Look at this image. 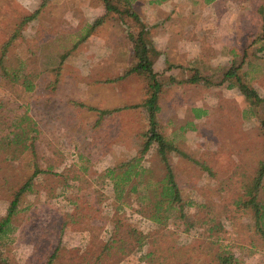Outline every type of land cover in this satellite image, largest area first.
I'll list each match as a JSON object with an SVG mask.
<instances>
[{
	"label": "rangeland",
	"instance_id": "374dc122",
	"mask_svg": "<svg viewBox=\"0 0 264 264\" xmlns=\"http://www.w3.org/2000/svg\"><path fill=\"white\" fill-rule=\"evenodd\" d=\"M110 1L108 12L104 0H0V221L33 176L0 232L2 257L8 264H49L54 252L50 264H221L220 254H232L229 264H264L254 210L238 203L264 158V101L218 84L243 63L240 75L264 98V67L247 63L264 57L251 43L264 39L262 11L246 2ZM143 25L159 50L158 130L178 148L171 161L183 196L161 222L140 211L131 183L106 174L137 157L134 168L144 167L147 179L164 173L156 143L142 153L149 80L126 73L138 61L134 39ZM232 46L244 53L232 55ZM196 69L206 81L193 80ZM20 121L32 131L15 141ZM144 184L138 190L146 194Z\"/></svg>",
	"mask_w": 264,
	"mask_h": 264
},
{
	"label": "trees",
	"instance_id": "16d2710c",
	"mask_svg": "<svg viewBox=\"0 0 264 264\" xmlns=\"http://www.w3.org/2000/svg\"><path fill=\"white\" fill-rule=\"evenodd\" d=\"M104 1L108 12L115 9V6L111 3L110 0ZM126 12L129 15L133 16L136 20H140L138 14H136L131 9L126 10ZM100 20H102V18H99V21ZM142 27L143 28L141 29L138 37L134 39V49L138 61L126 73L128 74L136 72L139 74H143L149 80V87L151 88L152 93L146 100L145 104L148 107L149 121L151 126L147 134V140L144 144L142 153H146L150 149L151 145L153 143H156L158 155L164 165V173L162 174V177L156 182H153L151 180V176H149V179H147V174L145 173L146 171L144 167L139 169L134 168L139 163V158L137 157L130 160L129 163H123V168H121L122 165L116 167L111 166L107 168L106 174L109 177L113 178L117 185H119L122 181L123 184L131 183L129 191L134 193L137 192L139 194L138 199L141 202L143 201V210L140 211L145 212V214L151 219L157 222H161L164 218H167L168 215L166 212L170 208L181 206V204L183 203V196L181 194V188L176 178V173L171 161V152L178 151V148L173 141L166 138L158 130L156 114L160 110V106L158 104V90L160 88V83L158 80V74L154 69V63L155 58L159 55V50L152 42L146 39V37L144 36L145 26L143 25ZM241 61L245 60L242 59ZM242 66L243 63L238 66L233 64L225 71L222 80L218 82V84L230 82L229 85L239 86L240 90L246 95L251 103L260 102L262 100L264 101V98L258 93L257 89L249 86L248 83L244 81V78L240 75L239 72ZM202 79L206 81L207 78L202 75L200 76V72L196 71L193 80L197 82ZM28 87H31V84H28ZM261 123V127L264 133V119H262ZM16 126L19 130L17 132H14L12 140L21 141L24 139V135H26L27 130L25 126H22L21 121ZM30 131H27L28 135H31ZM120 169H123L122 174L118 172ZM150 173H154L152 171V168L150 169ZM145 178L147 179V182L145 181ZM32 179L33 176L15 192L14 198L11 200L9 207L7 208L6 216L0 221V232H2L5 227L12 222V219L17 214L19 205L22 202L23 195L32 190ZM143 182L145 183L144 187L146 188V194L138 190V187H140ZM124 189L125 188H123V192ZM261 189H264V158L260 161L257 173L248 186L247 193H245L246 196L240 198V200L238 201L239 206L253 208V217L255 219L257 229L264 237V199H261V197L259 196ZM147 190H149L150 192H147ZM146 206L149 210L144 209V207ZM55 255L56 252L51 254L49 259V261L51 260L50 262L55 259ZM232 259V254H220L221 264H229L232 262ZM0 264H8L6 259L2 257L1 253Z\"/></svg>",
	"mask_w": 264,
	"mask_h": 264
},
{
	"label": "crops",
	"instance_id": "0c3cea01",
	"mask_svg": "<svg viewBox=\"0 0 264 264\" xmlns=\"http://www.w3.org/2000/svg\"><path fill=\"white\" fill-rule=\"evenodd\" d=\"M172 1V0H171ZM154 2V0H150V3ZM163 3H165L164 0H162ZM203 2L207 5H220V3H226V4H229L230 2L232 3H240V2H243V3H249L251 4L250 6H253V10H254V13L257 11V10H261L262 11V15L261 16H264V0H203ZM247 13H252V11H247ZM208 16L209 18L214 19V17H216L215 15L213 14H204V16ZM223 18V17H222ZM233 20L235 21H240L241 19L239 18L238 15H233ZM216 32H219L220 35L224 36V31L222 28H218V26H216ZM264 35V34H263ZM257 36L254 35L253 36V39L251 40V43L253 44L254 46V52L256 51L255 49H258V53L260 52H264V39H256ZM256 46H258L256 48ZM260 51V52H259ZM229 52L234 55L236 53H239V55H241L242 52L240 50V48H238L237 46H232V47H229ZM238 55V56H239ZM257 58V59H256ZM259 60V61H258ZM263 62V64H262ZM247 63L249 64L248 68L252 69L253 67H259L260 68V64L264 67V57L261 58V57H256L255 55L253 57H251L249 60H247ZM196 71H199V70H195ZM228 84H230V82H227Z\"/></svg>",
	"mask_w": 264,
	"mask_h": 264
}]
</instances>
